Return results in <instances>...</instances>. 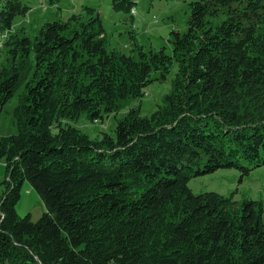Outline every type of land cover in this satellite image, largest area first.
I'll return each mask as SVG.
<instances>
[{
    "label": "trees",
    "instance_id": "trees-1",
    "mask_svg": "<svg viewBox=\"0 0 264 264\" xmlns=\"http://www.w3.org/2000/svg\"><path fill=\"white\" fill-rule=\"evenodd\" d=\"M135 5L111 0L131 21ZM30 9L0 0V113L23 87L0 137V264H264L261 201L188 186L264 165V0H188L170 53L133 33L129 53L108 47L91 6L12 31ZM174 66L149 116L132 106L95 139L71 123L116 114ZM24 180L45 206L36 220L15 210Z\"/></svg>",
    "mask_w": 264,
    "mask_h": 264
},
{
    "label": "rangeland",
    "instance_id": "rangeland-1",
    "mask_svg": "<svg viewBox=\"0 0 264 264\" xmlns=\"http://www.w3.org/2000/svg\"><path fill=\"white\" fill-rule=\"evenodd\" d=\"M22 1L31 9L25 16L15 17L12 31L24 26L31 33L45 21L56 18L65 20L69 14L79 12L83 6H91L96 9V14L101 18L108 39V47L118 48L125 53H129L133 47L131 33L135 35L137 45L145 50L151 48L158 50L164 47L165 52L170 53L171 48L167 41L169 31L172 29L184 31L188 17V0H135L136 5L132 11L133 21L129 20L127 14L114 11L111 8V0H58L53 4L45 0L44 5L39 0ZM3 38L4 36L1 35L0 43ZM5 61L6 55L1 49L0 66ZM175 70L174 66L165 79L153 81L144 90L143 97L125 103L116 114L104 115L102 118L91 121L83 113L71 123L91 139H95L103 132L112 134L116 121L124 117L132 106L139 104L140 115L149 116L159 105L163 104V95L171 89ZM22 90L23 87L14 93L2 108L0 137L16 132L13 110ZM5 174L4 163L0 161V182L5 178ZM188 186L193 193L216 191L225 196L232 195L237 201L243 199L261 201L264 219V165L251 169L247 174H242L235 168H219L213 172L192 177ZM1 190L0 185V192ZM15 210L20 217L29 214L32 220L38 219L45 211L42 199L27 180H24L21 185L20 198L15 205Z\"/></svg>",
    "mask_w": 264,
    "mask_h": 264
},
{
    "label": "built area",
    "instance_id": "built-area-1",
    "mask_svg": "<svg viewBox=\"0 0 264 264\" xmlns=\"http://www.w3.org/2000/svg\"><path fill=\"white\" fill-rule=\"evenodd\" d=\"M1 44V43H0Z\"/></svg>",
    "mask_w": 264,
    "mask_h": 264
}]
</instances>
